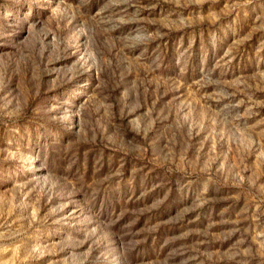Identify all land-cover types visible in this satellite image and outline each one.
<instances>
[{"label": "rangeland", "instance_id": "obj_1", "mask_svg": "<svg viewBox=\"0 0 264 264\" xmlns=\"http://www.w3.org/2000/svg\"><path fill=\"white\" fill-rule=\"evenodd\" d=\"M0 264H264V0H0Z\"/></svg>", "mask_w": 264, "mask_h": 264}]
</instances>
